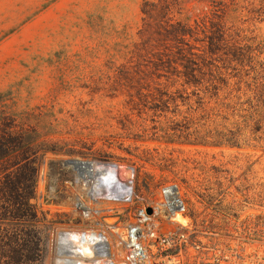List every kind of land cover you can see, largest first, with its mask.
<instances>
[{
    "label": "rangeland",
    "instance_id": "rangeland-1",
    "mask_svg": "<svg viewBox=\"0 0 264 264\" xmlns=\"http://www.w3.org/2000/svg\"><path fill=\"white\" fill-rule=\"evenodd\" d=\"M144 1L0 0V127L23 133L16 145L29 148L0 174V264H55V231L123 223L128 211L155 203L171 186L204 240L188 264H264V122L235 127V118H219L200 128L220 144L160 137L153 126L171 119L152 121L130 96L131 85L144 80L143 50L133 53ZM195 8L190 3L175 16L192 23ZM241 26L264 62V19ZM173 126L177 133L194 128ZM75 160L84 161L78 169ZM95 163L119 166L135 203L93 224L73 216L66 201L85 198L78 188L92 178L83 169Z\"/></svg>",
    "mask_w": 264,
    "mask_h": 264
},
{
    "label": "trees",
    "instance_id": "trees-1",
    "mask_svg": "<svg viewBox=\"0 0 264 264\" xmlns=\"http://www.w3.org/2000/svg\"><path fill=\"white\" fill-rule=\"evenodd\" d=\"M190 3L198 11L192 23L175 16ZM141 11V41L133 53L143 50L144 80L140 87L131 85L130 96L134 105V97L142 100L152 121L171 119L165 127L153 126L163 131L161 138L220 144L206 141L200 128L219 118H235V127L264 122V62L258 60L260 46L241 26L246 19H264V0H146ZM180 102L194 106L184 111ZM178 117L179 123L174 121ZM175 124L194 128L177 133ZM22 137L10 125L0 127V174L29 149L16 145Z\"/></svg>",
    "mask_w": 264,
    "mask_h": 264
},
{
    "label": "built area",
    "instance_id": "built-area-1",
    "mask_svg": "<svg viewBox=\"0 0 264 264\" xmlns=\"http://www.w3.org/2000/svg\"><path fill=\"white\" fill-rule=\"evenodd\" d=\"M118 169L119 166L115 165L114 175L103 181L107 186L122 183L125 193L110 200L124 205L121 211L123 212L129 210V206L135 203V193L130 180L122 179ZM161 197L167 206L165 211L160 212L155 203L146 202L128 211V217L123 223L119 221L111 223V230L115 231L117 236L113 242L101 230L83 231L81 237L85 243L87 242L90 252L83 254L78 248L73 247L69 259L75 256L78 259L83 257V261L88 264H188L197 250L200 247L204 248L202 235L196 234L189 220L183 224L171 220V213L185 211L181 199L178 200V204L170 206L165 192ZM148 207L151 208L150 213L146 211ZM216 261V264L221 262L218 259Z\"/></svg>",
    "mask_w": 264,
    "mask_h": 264
},
{
    "label": "bare ground",
    "instance_id": "bare-ground-1",
    "mask_svg": "<svg viewBox=\"0 0 264 264\" xmlns=\"http://www.w3.org/2000/svg\"><path fill=\"white\" fill-rule=\"evenodd\" d=\"M72 162L76 166L78 164L83 163L84 161L80 162L75 160ZM78 167L79 165L77 166V169ZM85 167L83 171H86L87 174L92 178L90 187L87 188L82 187L80 189L78 188V190H80V192L85 196V198L82 199L81 197H78L76 201H72L71 198L66 202H67V207L73 216L76 215L84 216L88 219H91V222L94 224V222L98 223L97 219L102 213L104 214L105 212H121L124 209L123 207L124 205L116 203L110 200V198L112 199L113 197L117 195H122L125 192H124V187H122L123 186L122 183L114 186H107L103 181L105 178L107 177L111 178L114 175L113 174L115 170L114 164L109 163L106 166H103L95 163V164H89V166L86 167V169ZM165 193L168 198V205L174 206L175 204H178L179 197L177 195V191L173 186L169 187ZM82 194H80V196ZM105 197L107 198L106 200L108 201L103 200V198L105 199ZM91 201H93L94 203H92ZM155 205H157L160 212L165 211L167 209V206L162 202V197L160 193H158V199L156 200ZM171 220L177 224H183L186 222V217L182 214L181 211H177L171 213ZM86 230L80 231L79 229H67V231L64 232L65 228H61L55 231L56 238H57V234L61 233L60 235L61 246L60 247L58 245L56 246L57 247L56 249L58 251L56 250L57 252L55 253L57 255V260L55 264H88L83 261V257L78 259L77 256H75V258L69 259L70 256L72 255L73 251L71 249H73V247L74 248L76 247V249L78 248V250H80L83 254H87L88 252H90L87 242L85 243L81 237V233ZM89 230L90 229H88V231ZM100 230L106 234V236L111 242H113V240L117 237L115 231L111 230L110 225L101 226ZM89 235L90 233L88 234V236ZM85 257L86 255H84V258Z\"/></svg>",
    "mask_w": 264,
    "mask_h": 264
},
{
    "label": "water",
    "instance_id": "water-1",
    "mask_svg": "<svg viewBox=\"0 0 264 264\" xmlns=\"http://www.w3.org/2000/svg\"><path fill=\"white\" fill-rule=\"evenodd\" d=\"M173 187H174L175 190H176V186H173ZM146 211H147L148 213H150V212H151V208L148 207V208L146 209Z\"/></svg>",
    "mask_w": 264,
    "mask_h": 264
}]
</instances>
